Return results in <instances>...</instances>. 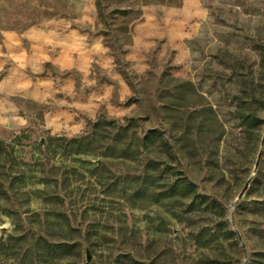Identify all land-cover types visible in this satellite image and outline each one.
Returning a JSON list of instances; mask_svg holds the SVG:
<instances>
[{
	"label": "rangeland",
	"instance_id": "1",
	"mask_svg": "<svg viewBox=\"0 0 264 264\" xmlns=\"http://www.w3.org/2000/svg\"><path fill=\"white\" fill-rule=\"evenodd\" d=\"M245 70L264 0H0V264H264Z\"/></svg>",
	"mask_w": 264,
	"mask_h": 264
},
{
	"label": "trees",
	"instance_id": "2",
	"mask_svg": "<svg viewBox=\"0 0 264 264\" xmlns=\"http://www.w3.org/2000/svg\"><path fill=\"white\" fill-rule=\"evenodd\" d=\"M251 71L252 70H245L242 72L243 80L240 81L239 93L232 111L235 117L238 118L239 122L245 126L246 130L251 131L253 138L259 140L261 138V127L263 126L264 121L262 115L257 112V104H261L264 107V85L262 89L263 92L258 98H256L257 85L254 83V78L252 76L249 77ZM154 132L155 131H151L144 139L146 140L150 138ZM179 188L187 191L191 195L193 203L210 206L208 198L198 193L197 187L193 182L186 180L182 181ZM211 203L215 204V201H212Z\"/></svg>",
	"mask_w": 264,
	"mask_h": 264
},
{
	"label": "water",
	"instance_id": "3",
	"mask_svg": "<svg viewBox=\"0 0 264 264\" xmlns=\"http://www.w3.org/2000/svg\"><path fill=\"white\" fill-rule=\"evenodd\" d=\"M263 144H264V133H263L262 138H261L260 149H259L258 154H257V157H256V161H255V164H254L253 173H255L256 170H257V168H258L259 161H260V158H261ZM250 179H251V177L246 180L245 184L243 185L242 189L240 190L239 194L237 195L236 200H238V199H240L242 197L243 193L245 192V190L247 189V187L249 185ZM237 235H238V238L241 241L242 238H241V235H240V233L238 231H237ZM243 248H244V246H243ZM87 259H89V256L87 257Z\"/></svg>",
	"mask_w": 264,
	"mask_h": 264
}]
</instances>
